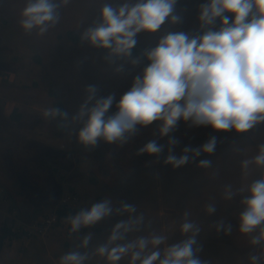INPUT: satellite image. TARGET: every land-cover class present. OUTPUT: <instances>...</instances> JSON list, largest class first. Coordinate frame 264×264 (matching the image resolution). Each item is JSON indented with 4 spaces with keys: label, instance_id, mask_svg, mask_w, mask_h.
I'll return each instance as SVG.
<instances>
[{
    "label": "rangeland",
    "instance_id": "rangeland-1",
    "mask_svg": "<svg viewBox=\"0 0 264 264\" xmlns=\"http://www.w3.org/2000/svg\"><path fill=\"white\" fill-rule=\"evenodd\" d=\"M104 2L70 0L61 7L59 22L41 36L35 31L26 33L20 26L26 0H0V225L33 224L58 208L64 195L75 193L80 200L72 214L106 197L116 208L123 204L136 206L137 214L144 216V224L129 238L155 234L167 237L166 243H176L172 233L179 232L185 213L188 220L204 226L207 233L213 232L211 225L215 224V244L221 245L217 258L203 260V246H196L205 264H250V255L264 256V248L251 245L249 236L238 231V217L243 211L240 190L246 193L251 181L260 178V170L254 165L245 170L242 161L253 158L264 143V123L246 133H236L180 121L174 132L159 137L157 121L148 127L138 126L137 132L122 145L99 141L95 147L86 148L78 143L77 133L83 122L74 121L73 117L87 97L86 88L96 87L95 99L114 95L108 113L112 115L134 77L147 66L140 59L133 65L131 59H137L134 56L109 59L106 50L81 40L74 43L67 37L69 31L81 37ZM109 2L116 4L119 0ZM204 2L177 0L175 14L181 20L176 24L166 21L153 34H138L135 47L144 52L150 50L168 32L200 35L198 14ZM51 89L57 92V98L50 96ZM6 98L28 103L25 105L34 108L28 112L35 113H26L20 122L13 121L9 117L12 107L4 106ZM57 100L64 103L67 113L64 130L58 128L57 117L45 115ZM213 136L217 139L213 154L202 153L176 169L164 163L169 139L177 141L173 154L179 156L186 146L198 148ZM151 140L163 145L164 151L159 156L138 155V150ZM203 159L212 162L210 168L197 167ZM229 185L238 193L232 199L226 198ZM209 204L216 207L214 214L206 213ZM11 210L16 212V221L7 215ZM126 216L114 214L79 233L92 230L108 236L112 226ZM219 221H223L224 229L217 231ZM229 226L230 233L226 232ZM57 228H67V234H72L67 222ZM18 248L23 260L50 264L43 256L31 255L24 245ZM65 248L63 243H57L51 256L60 258ZM93 258L95 264H107L103 258ZM129 260L126 256L120 264H129ZM92 262L89 259L86 264Z\"/></svg>",
    "mask_w": 264,
    "mask_h": 264
},
{
    "label": "clouds",
    "instance_id": "clouds-1",
    "mask_svg": "<svg viewBox=\"0 0 264 264\" xmlns=\"http://www.w3.org/2000/svg\"><path fill=\"white\" fill-rule=\"evenodd\" d=\"M69 3L70 0H26L20 26L26 33L35 31L42 36L59 22L61 7ZM176 4L177 0H119L116 4L105 0L80 39L106 50L109 59H129L138 34H153L166 21L176 24L181 20L175 14ZM198 21L200 35L168 32L143 53L147 66L120 97L114 114L108 115L114 95L95 99L96 87L86 88L87 97L73 117L83 122L77 133L79 144L86 148L95 147L99 141L122 145L138 126L148 127L157 121L159 137L174 132L180 121L236 133H246L264 123V0H205L199 6ZM139 62L138 58L131 59L133 65ZM94 99L95 103H91ZM45 115L67 118L66 112L55 107ZM176 143L174 138L169 139L164 160L174 169L202 153L213 154L217 139L213 136L198 148L186 146L179 156L173 154ZM163 151V145L151 140L137 154L159 156ZM211 164L203 159L197 167L206 169ZM250 165L260 170V178L251 181L246 193L240 190L243 211L238 217V231L249 236L251 245L264 248V143L253 158L242 161L243 169ZM237 194L230 185L227 187V199ZM215 212L216 207L209 204L206 213ZM114 214H127V218L112 226L103 243L91 251H81L88 249L92 240L93 233L88 231L77 248L59 258V264H86L93 256L103 258L107 264H120L126 256L130 257L129 264H205L198 256L200 249L195 247L201 227L188 220L187 213L180 228L186 238L173 244L166 243L168 238L163 235L129 238L144 224L143 214H137L136 206L131 204L116 208L107 197L64 219L70 233L78 234ZM216 227L217 231L224 229L223 221ZM226 232H231L230 226ZM249 259L250 264H261L264 256L252 254Z\"/></svg>",
    "mask_w": 264,
    "mask_h": 264
},
{
    "label": "crops",
    "instance_id": "crops-1",
    "mask_svg": "<svg viewBox=\"0 0 264 264\" xmlns=\"http://www.w3.org/2000/svg\"><path fill=\"white\" fill-rule=\"evenodd\" d=\"M2 98H5V97H2ZM6 99L8 101L4 106H6L7 108L12 107V111L9 113V117L15 108L18 109V112L22 116V119L26 113H30V114L32 113V115L35 113V112H28L27 109L33 111L34 108L30 107L29 105H25L26 102L22 103L15 99H9V98H6ZM4 106H1V107L3 108ZM200 227H201V232L196 237V240H197V244H201L203 246V253L201 257L203 258V260H206L207 258L208 259L217 258L220 252L221 245L215 244V237H216L215 231H214L215 224L211 225L212 227L211 229L213 230V232L211 233H207L205 230L206 228L204 226L200 225ZM89 231L93 233V237L89 244L88 249L86 250L82 249L84 251H91L94 247L103 243L107 237L100 232H94L92 230H89ZM87 232L88 231H86L85 233L67 234V228H56L45 239L38 238V239L27 240L23 237L18 238L14 242L5 243V247L0 256V264H36V263H32L33 262L32 259L23 260L21 258V255L19 254V251H18L19 249L18 247L22 245L28 248L31 255L35 254V255L43 256L45 259H47L50 262V264H59V258L55 259L54 257L51 256V252L52 251L54 252V246L57 243H63L64 247H66L64 253L69 252L78 247L80 240L83 238L84 235L87 234ZM172 238H173V241H176L177 243L185 239L186 237H184L181 234V231L179 230V232L174 231L172 233ZM6 244H9L11 246L7 247ZM197 244L195 245V247L197 246ZM224 247H226L228 252H230V247L228 245H225ZM93 257H90V259L93 261L92 264H95Z\"/></svg>",
    "mask_w": 264,
    "mask_h": 264
},
{
    "label": "built area",
    "instance_id": "built-area-1",
    "mask_svg": "<svg viewBox=\"0 0 264 264\" xmlns=\"http://www.w3.org/2000/svg\"><path fill=\"white\" fill-rule=\"evenodd\" d=\"M0 79L1 76H0ZM8 197L5 198V201ZM80 198L75 193H67L64 195L60 201L58 208L53 210L51 213L43 216L40 220L33 224H26L25 222H19V225L15 224L13 226L12 232L15 234L13 237H10L6 240V243L14 242L18 239V235L21 237L31 240V239H45L47 238L59 225L65 224L66 216H62L60 211L68 212L72 211L74 207L77 206ZM3 215V211L0 209V218ZM8 217L13 218L16 221V212L11 210L7 213Z\"/></svg>",
    "mask_w": 264,
    "mask_h": 264
},
{
    "label": "trees",
    "instance_id": "trees-1",
    "mask_svg": "<svg viewBox=\"0 0 264 264\" xmlns=\"http://www.w3.org/2000/svg\"><path fill=\"white\" fill-rule=\"evenodd\" d=\"M67 37L73 41L74 43H79L80 42V36L78 34H76L75 32L73 31H69L67 32ZM144 51L135 47L133 50H132V56L148 63V61L146 60V58L144 57L143 55ZM50 96H52L53 98H57L58 97V94L57 92H55L54 90H50ZM54 107L59 109L62 113L66 112V109H65V105L62 101L60 100H57L54 102ZM10 118L15 121V122H20L21 119H22V116L19 114L18 112V109H14L13 112L11 113L10 115ZM58 120H59V123H58V128L61 129V130H64V127H63V124L66 122V119L67 118H63L60 117V116H57ZM73 213V211H68L67 213L66 212H63V211H60V214L62 216H68V215H71ZM13 226L14 224H2L0 225V256H1V253L3 252V249L5 247V243H6V240L10 237H13L15 234L12 232V229H13ZM18 238H21V236H17Z\"/></svg>",
    "mask_w": 264,
    "mask_h": 264
}]
</instances>
